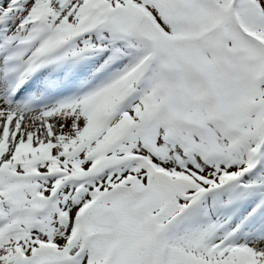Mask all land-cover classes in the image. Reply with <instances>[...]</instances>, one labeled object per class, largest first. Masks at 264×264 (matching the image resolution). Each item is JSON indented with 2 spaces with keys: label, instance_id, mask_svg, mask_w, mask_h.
Listing matches in <instances>:
<instances>
[{
  "label": "snow or ice",
  "instance_id": "obj_1",
  "mask_svg": "<svg viewBox=\"0 0 264 264\" xmlns=\"http://www.w3.org/2000/svg\"><path fill=\"white\" fill-rule=\"evenodd\" d=\"M0 264H264V0H0Z\"/></svg>",
  "mask_w": 264,
  "mask_h": 264
}]
</instances>
